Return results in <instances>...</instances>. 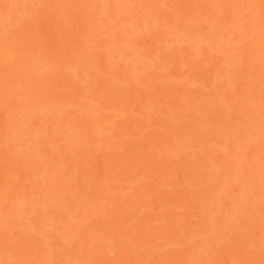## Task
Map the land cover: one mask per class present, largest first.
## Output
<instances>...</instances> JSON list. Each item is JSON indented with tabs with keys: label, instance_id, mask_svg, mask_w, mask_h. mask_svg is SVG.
<instances>
[{
	"label": "rangeland",
	"instance_id": "rangeland-1",
	"mask_svg": "<svg viewBox=\"0 0 264 264\" xmlns=\"http://www.w3.org/2000/svg\"><path fill=\"white\" fill-rule=\"evenodd\" d=\"M0 264H264V0H0Z\"/></svg>",
	"mask_w": 264,
	"mask_h": 264
}]
</instances>
